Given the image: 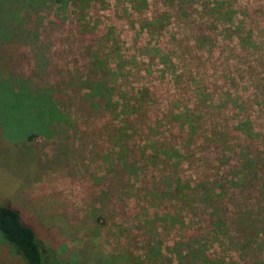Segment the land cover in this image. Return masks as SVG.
Segmentation results:
<instances>
[{"label": "rangeland", "instance_id": "rangeland-1", "mask_svg": "<svg viewBox=\"0 0 264 264\" xmlns=\"http://www.w3.org/2000/svg\"><path fill=\"white\" fill-rule=\"evenodd\" d=\"M0 204L47 264H264V0H0Z\"/></svg>", "mask_w": 264, "mask_h": 264}, {"label": "trees", "instance_id": "trees-1", "mask_svg": "<svg viewBox=\"0 0 264 264\" xmlns=\"http://www.w3.org/2000/svg\"><path fill=\"white\" fill-rule=\"evenodd\" d=\"M0 239L24 264H47L33 229L25 225L16 209L0 204Z\"/></svg>", "mask_w": 264, "mask_h": 264}]
</instances>
